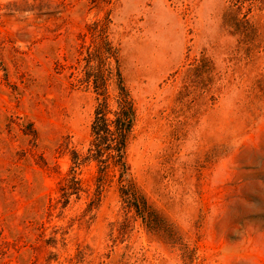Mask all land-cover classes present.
I'll return each mask as SVG.
<instances>
[{"label": "rangeland", "instance_id": "1", "mask_svg": "<svg viewBox=\"0 0 264 264\" xmlns=\"http://www.w3.org/2000/svg\"><path fill=\"white\" fill-rule=\"evenodd\" d=\"M0 264H264V0H0Z\"/></svg>", "mask_w": 264, "mask_h": 264}, {"label": "trees", "instance_id": "2", "mask_svg": "<svg viewBox=\"0 0 264 264\" xmlns=\"http://www.w3.org/2000/svg\"><path fill=\"white\" fill-rule=\"evenodd\" d=\"M123 94L121 96L120 111L115 113V119H108V104L104 102L96 111L95 120L92 126L93 132V148L90 150L91 156L85 160H94L100 164H105L103 158L104 152H107V159H112L114 165L119 166L124 182L129 183V169L127 164V140L133 129L135 122V110L130 94L125 88H122ZM103 146L105 149L103 150ZM79 155L75 154L74 164L76 167L84 163ZM72 180L68 181L63 188V192L67 197L75 193V188L72 186ZM126 188H128L126 186ZM127 191H129L127 189ZM134 207L136 212L145 221L147 226L155 229L158 228L159 222L156 216L150 211L144 199H135Z\"/></svg>", "mask_w": 264, "mask_h": 264}]
</instances>
